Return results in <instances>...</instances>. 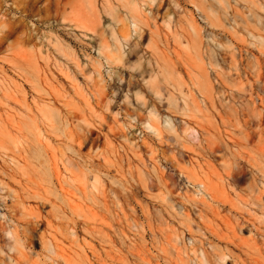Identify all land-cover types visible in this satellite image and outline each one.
<instances>
[{"label":"rangeland","instance_id":"rangeland-1","mask_svg":"<svg viewBox=\"0 0 264 264\" xmlns=\"http://www.w3.org/2000/svg\"><path fill=\"white\" fill-rule=\"evenodd\" d=\"M262 148L264 0H0V264H264Z\"/></svg>","mask_w":264,"mask_h":264},{"label":"bare ground","instance_id":"bare-ground-1","mask_svg":"<svg viewBox=\"0 0 264 264\" xmlns=\"http://www.w3.org/2000/svg\"><path fill=\"white\" fill-rule=\"evenodd\" d=\"M232 115V113H231ZM233 116V115H232ZM223 117V116H222ZM221 117V119H222ZM235 117V116H234ZM237 119V118H236ZM238 121V120H237ZM254 131H251V132H246L245 133V141L246 142H249L253 139L254 137ZM262 152H263V158H264V148L261 149ZM248 157V156H247ZM247 163H249L251 165V172L253 173L252 174V178H251V181L249 182L248 185H246V189L245 192L247 193V196H248V199L247 200H242L245 202V204L247 206H249V210L251 211H260L262 214H264V164L263 165H260L259 163H256V162H252L250 159H246ZM239 162V161H238ZM244 162V161H243ZM242 163V161H241ZM241 163H238L235 170H232L231 171H228L226 173V180H229L230 182H232V184L234 185L237 180V178L240 176H246L247 175V168L245 169L243 164L240 165ZM246 165V163H245ZM247 166V165H246ZM245 166V167H246ZM233 169V167H232ZM250 172V173H251ZM225 179V178H224ZM244 179V178H243ZM259 180V181H258ZM199 185L204 189V183L200 182ZM231 185V183H230ZM235 189V187H234ZM237 190V189H235ZM234 190V191H235ZM237 194V193H236ZM246 199V198H245ZM245 205V206H246ZM218 207V206H217ZM248 210V211H249ZM247 211V212H248ZM236 213V212H235ZM250 214V213H249ZM219 215V213H218ZM222 216V215H221ZM223 217V216H222ZM223 222V221H222ZM234 234V233H233ZM235 235V234H234ZM252 236V235H250ZM20 263V262H18Z\"/></svg>","mask_w":264,"mask_h":264}]
</instances>
